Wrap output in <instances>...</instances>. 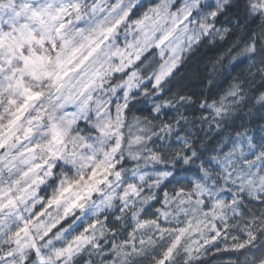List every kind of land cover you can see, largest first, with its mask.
I'll use <instances>...</instances> for the list:
<instances>
[{"label":"snow or ice","instance_id":"obj_1","mask_svg":"<svg viewBox=\"0 0 264 264\" xmlns=\"http://www.w3.org/2000/svg\"><path fill=\"white\" fill-rule=\"evenodd\" d=\"M241 4L264 18V0H0V264H249L264 251V128L233 118L226 131L239 78L219 88L211 68L219 98L198 111L225 128L198 165L179 105L129 103L147 94L142 65L162 89ZM260 43L249 33L230 61L264 64ZM181 152L183 175L164 163Z\"/></svg>","mask_w":264,"mask_h":264},{"label":"clouds","instance_id":"obj_2","mask_svg":"<svg viewBox=\"0 0 264 264\" xmlns=\"http://www.w3.org/2000/svg\"><path fill=\"white\" fill-rule=\"evenodd\" d=\"M139 2L140 0H125L126 4H138ZM215 2L216 0H200V3L205 5L214 4ZM145 3H147V0H145ZM223 3L234 4L235 0H223ZM219 11L224 12V8L221 7ZM139 12L140 8L134 9L133 18ZM245 17L246 13L241 4L239 9H234L233 12L221 16L220 23L213 21L215 33H219V35L210 32L206 39L201 37V43L194 44L191 48L186 49L162 89L157 88L153 91L151 87H147L148 80L153 77V68L142 65L141 72L144 74L142 83L147 88V94H145V89L141 88L136 96L129 98V103H133L137 115L141 112L147 114L148 109L152 108L154 104L160 103L162 99L168 100L173 109L179 105L180 112L186 113L190 120L191 132L188 134V143L193 146V151L205 154L203 158L193 161L196 165L201 163L203 159H207L211 154L209 142L215 143L213 137H215L217 131L225 128L223 123L217 126L216 120L211 116H209L207 122L202 121L198 111L201 104L205 102L214 103L219 98V94H217L209 99L210 89H212V84L209 83L212 79L210 72L213 64L216 68L217 75L215 79L219 88H226L228 84L237 78H239V83L243 85L235 98L227 101L230 115L227 120L229 128L226 131L231 130L230 126L233 118H236L237 125L241 123L249 125V135L252 134L251 129L257 127V125L264 128V119H262L264 117V99H262L264 98V64L257 60L255 66H253L254 62L251 59L246 60L244 58L240 59V63L230 61V54H236L233 51L236 44L240 43L249 33L251 34V40L253 42L260 40V47L264 48V18L253 20L250 16ZM209 19H211V16H209ZM192 26L198 28V24L195 22ZM230 37H234V41ZM161 93H163V97H161ZM181 95L185 97L182 105L178 99ZM113 99L123 102L115 94H113ZM194 111L196 112L195 116L192 115ZM172 114L174 115L175 112ZM240 117L243 118L242 121L239 119ZM250 121L251 124H249ZM182 157L183 152H181L180 158L173 156L164 163H168L173 172L183 175V169L187 165L183 162ZM104 191H107V188ZM102 198V194H99L96 203H99ZM100 211H104V209L101 207ZM229 259H231L232 264H244L243 255L217 256L210 258L208 264H227ZM249 264H264V251L257 252L255 257L250 255Z\"/></svg>","mask_w":264,"mask_h":264}]
</instances>
